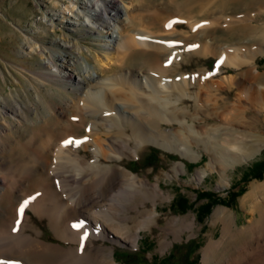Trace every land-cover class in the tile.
<instances>
[{"label":"bare ground","instance_id":"obj_1","mask_svg":"<svg viewBox=\"0 0 264 264\" xmlns=\"http://www.w3.org/2000/svg\"><path fill=\"white\" fill-rule=\"evenodd\" d=\"M118 1L122 0H73L76 8L63 11L61 21L72 29L97 35L103 48V56H96L97 68L90 65L86 55L79 67L63 54H57L56 59L49 52L42 58L48 73L68 81L70 87L64 83L65 90L72 92L64 102L65 107L72 106L73 115L61 129L56 133L47 130L38 141L21 142L0 121V151L4 145L20 142L19 153L9 155L8 164H4L7 158L0 162V210L4 197L10 199L8 210L3 209L5 215L0 218V264H119L113 256L114 245L106 244L105 239L137 246L140 229L159 224L156 198L170 197L158 181L150 183L122 164L124 156H134L153 143L197 160L202 154L194 144L199 145L207 151L208 159L192 178L200 182L216 170L217 185L224 187L229 185L228 168L255 153L264 141L262 134L247 130L257 127L262 118H244L246 108L222 95V91L232 92L234 77L212 78L222 66L242 68L238 98L263 97L260 89L250 90L245 82L263 75L251 65V56L264 51V25L252 23L251 10L264 6V0H163L160 8L171 13L160 10L147 17L136 16L134 5L122 1L121 7ZM136 18L147 22L149 29L118 41L122 29L133 25ZM173 20L178 22L166 27ZM186 25L193 31L180 30ZM219 29L221 32L216 33ZM173 41L179 43H170ZM252 45H257L255 50ZM138 46L147 54L142 65L125 64V69L122 66L105 73L113 58L125 63ZM115 47L119 48L116 52L112 50ZM208 54L217 58L214 71L179 70L183 59ZM192 86L196 87L194 93L189 90ZM187 100H191L190 105ZM200 112L218 117L229 114V120L240 119L245 128H203ZM13 114L16 125L25 122ZM6 116L10 115L0 107V119ZM209 117L203 119L208 121ZM34 122L33 117L30 124ZM85 127L86 135L79 132ZM68 140L72 142L65 144ZM86 149L89 154L82 152ZM172 169L181 173L186 166L176 161ZM25 200L29 202L20 213ZM147 200L151 207L145 204ZM241 206L250 214L242 226L224 206L212 211L204 264H264V181L251 183ZM27 209L45 219L57 239H67L71 244L44 239ZM195 219V215L165 216L159 248L167 249L172 239L181 238L186 230L194 233L199 228ZM219 224L220 233L215 235L214 227ZM169 235L173 236L171 241Z\"/></svg>","mask_w":264,"mask_h":264},{"label":"rangeland","instance_id":"obj_2","mask_svg":"<svg viewBox=\"0 0 264 264\" xmlns=\"http://www.w3.org/2000/svg\"><path fill=\"white\" fill-rule=\"evenodd\" d=\"M72 1L0 0V107L5 110L6 115H10L9 117L6 116L7 119H0V121L7 128V131L10 129L15 135H18V139L21 142H28V140L38 141L45 136L47 130L56 133L66 123L65 121L69 119V116L73 115L72 106L68 105V107H65L64 102L68 98L66 95L72 93L65 90L66 88L64 87V83L67 87H70L69 82L48 73V67L44 62L45 59L42 58H46L45 56L49 52L56 59L58 57L57 54H63L68 59H71L74 65L79 67L82 56L86 55L90 65L97 68L99 64L97 65L96 56H103V48L99 46L97 35L95 36L92 32L87 33L77 28L72 29L71 26L61 21L63 11L71 7L76 8V6H72ZM122 1L124 4L128 3V6L134 5L132 10L136 16L140 14L143 17H147V15H154L161 11H163L161 12L162 14L171 13L163 7L160 8V2L163 0ZM122 1H118V4L124 7ZM135 20L133 25H128L122 29V33L117 36L118 41L124 40L130 34L136 35L149 29L147 22L138 20L137 18ZM251 20L257 26L264 25V6L252 8ZM197 25L196 23V27ZM180 30L185 31V33L193 31L190 25H186L184 28H180ZM219 32H221L220 29L216 33ZM256 46L252 45L251 48L255 50ZM46 48L49 50L48 52ZM118 49V47H115L112 50L116 52ZM142 50V47H136L134 55L128 56L129 58L125 59V63H118V59L113 58L110 65L106 67L105 73H113L122 66L124 67L122 69H125V64L129 67H139L144 62V56L147 55ZM251 60V65L257 67L258 73L260 72L263 75H260L258 79L247 80L245 84L250 87V90L260 89L262 91L263 97L260 100L252 95L249 97L241 95L238 98L241 88L237 85L239 81L238 74L242 68L222 66L220 70L213 74L212 78H215L214 81H216L223 76L234 77L235 83L232 87V92L222 91V95L227 94L230 103L246 108L245 114H242L244 118L249 119L254 115L262 118L257 127L251 128L249 126L247 130L252 133H260L264 136V51L252 54ZM216 66L217 58L215 55H193L182 60L179 70L186 73L199 69L212 72ZM195 88V86H192L189 89L190 92L194 93ZM203 103V101L199 102L200 105H203ZM187 104L190 105L191 100H187ZM11 114L24 119L25 122L16 125V121L13 122ZM206 115L210 116L208 121L203 119V117H207ZM199 116V123L205 125L202 126L203 128L208 126L211 129L212 125H218L219 129L235 127L241 130L245 128L239 122L240 119L229 120V114L218 117L200 112ZM33 117L35 122L30 124V119ZM166 126L171 125L167 123ZM87 131L88 129L85 127V129L82 128L79 132H83L86 135ZM84 134L83 136H85ZM15 142L10 147H5L4 145L1 148L0 162H3V159L7 158L4 164H8V156H16L19 153L17 145L20 142H16V146H14ZM194 148L202 154L201 158L197 160L182 157L180 153L174 150H167L153 143H148L138 154L124 156L121 160L122 164L138 173L142 178L147 179L150 183L158 181L162 190L165 194H169L170 197L156 198L155 205L159 212V224H153L151 229L149 227H142L137 246L117 243L110 238L105 239L106 244L114 245L113 256L119 264H204V249L212 229L211 214L217 206H224L232 212L237 225L242 226L246 224L250 214L246 208L241 206V200L248 192L251 183L264 181V173L260 178L249 176L245 181H242L241 177L245 172L250 170L254 161L264 160V141L255 153L247 158H243L235 167L228 168L229 185L224 187H218L217 185L219 173L216 170L208 172L200 182H196L192 178L195 176V170L208 159V153L205 149L195 144ZM82 152L90 153L89 149L82 150ZM176 161H181L185 164V172L175 173L173 171L172 165ZM235 183L238 184L232 187L231 185ZM239 187L242 190L241 193L234 198L232 197L230 202L223 203ZM202 190H212L215 196L223 198L224 201L222 202L217 199L212 204L209 213L203 218H198L196 213L197 207L206 200L197 196V192ZM182 197L190 203V207L184 211L180 210L178 205V200ZM108 198H111V194L108 195ZM3 201L4 205L2 204V209L0 210V218L5 215L3 209L8 210L10 199L4 197ZM145 204L148 207L152 206L150 200H147ZM7 206L8 208H6ZM27 213L35 225L42 229L44 239L63 245L71 244V241L67 239H57L45 219L37 218L29 209H27ZM168 214L179 216L195 215L199 228L195 229L194 233L186 230L181 238H173L172 235H169L167 239L171 241V238H173L172 243L168 245L167 249L161 250L159 248V240L163 238L164 234L161 227L164 226L162 224H164L165 216ZM214 228L216 229L215 235L220 233V224ZM164 260H166V263Z\"/></svg>","mask_w":264,"mask_h":264},{"label":"trees","instance_id":"obj_3","mask_svg":"<svg viewBox=\"0 0 264 264\" xmlns=\"http://www.w3.org/2000/svg\"><path fill=\"white\" fill-rule=\"evenodd\" d=\"M263 173H264V160L254 161L251 165L250 170L242 175L241 180L245 181L248 179L249 176L260 178L262 177ZM236 184L238 183L232 184L231 186L234 187L236 186ZM241 191L242 190L239 187L236 191L231 193V196H229L227 201H224L223 198L215 196V193L212 190H202L200 192H197V196H199V198L206 199L197 207L196 213L198 218H203L206 214H208L209 211L211 210L212 204L216 202L217 199L222 202L224 201L223 203H228L232 200L231 199L232 197L233 198L236 197L238 194L241 193ZM178 205L180 210L182 211L190 207V203H188L187 200L183 197L178 200ZM164 262L166 263V260H164Z\"/></svg>","mask_w":264,"mask_h":264},{"label":"snow or ice","instance_id":"obj_4","mask_svg":"<svg viewBox=\"0 0 264 264\" xmlns=\"http://www.w3.org/2000/svg\"><path fill=\"white\" fill-rule=\"evenodd\" d=\"M178 21H176V20H173V21H170L169 22V24H167L166 25V27H171V25L173 24V23H177ZM200 25H197V27H199ZM195 30V29H194ZM170 43H179V42H177V41H173V42H170ZM190 48H194V47H198L197 45H190L189 46ZM168 63H171V60H169L168 61ZM72 141H70V140H68V141H64V143L65 144H68V143H71ZM38 195V194H37ZM31 199H34V197H30L29 198V200H31ZM28 200H25L21 205H20V207H19V209H18V211L20 212V213H23V211H24V208L27 206V204H28ZM17 225L20 223V221L19 220H17ZM73 227H76V228H78V227H80V225H73ZM17 229L16 228H13V231L15 232Z\"/></svg>","mask_w":264,"mask_h":264}]
</instances>
